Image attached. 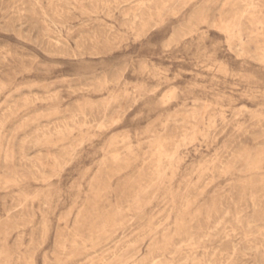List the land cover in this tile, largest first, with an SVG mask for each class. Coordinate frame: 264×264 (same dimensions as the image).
<instances>
[{"label":"rangeland","instance_id":"374dc122","mask_svg":"<svg viewBox=\"0 0 264 264\" xmlns=\"http://www.w3.org/2000/svg\"><path fill=\"white\" fill-rule=\"evenodd\" d=\"M91 2L0 0V264H211L228 242L264 264V36L213 26L231 0H177L146 29L124 16L139 0Z\"/></svg>","mask_w":264,"mask_h":264},{"label":"bare ground","instance_id":"6f19581e","mask_svg":"<svg viewBox=\"0 0 264 264\" xmlns=\"http://www.w3.org/2000/svg\"><path fill=\"white\" fill-rule=\"evenodd\" d=\"M63 1V0H62ZM88 1V0H87ZM93 1L94 0H92V2L91 3H93ZM96 2H97V5H98V3L99 4H101V3H103V4H107L108 2H109V0H95ZM113 1H115V2H118V0H113ZM175 1H177V0H139V4L137 5V7L136 8H132L131 6H129L130 8L128 9V10H125V13H124V16L125 17H132V20H131V24H132V27H135V28H137L138 26H140L141 28H143V29H146L150 24H154L156 27L157 26H160V25H163V24H165V21H166V13L168 12V11H170L171 10V4L173 3V2H175ZM182 1V0H181ZM190 3H193V2H195L196 0H188ZM51 2V1H50ZM67 2V1H66ZM75 2V1H74ZM73 2V3H74ZM90 2V1H89ZM123 2V1H122ZM188 2V3H189ZM208 2V1H207ZM114 3V2H113ZM187 3V4H188ZM231 4H233V8H231L230 10H228V12L225 14V15H222V16H220V18L217 20V21H215L214 23H213V26H215V27H217L218 29H219V31L220 32H222V33H224L225 34V36H226V39L230 42L231 40H233V39H235V38H238V37H240L241 35H243V34H246L247 35V37L250 39V38H252V40H253V38L255 39V40H257V39H261L262 38V36H264V0H231V2H230ZM31 4V3H30ZM35 4V3H34ZM70 4V3H69ZM76 4V3H75ZM118 4V3H117ZM124 4V3H123ZM134 4V3H133ZM206 4V3H205ZM57 5V4H56ZM71 5H73V4H71ZM77 5V4H76ZM89 5L91 6V4L89 3ZM130 5H132V4H130ZM210 5V4H209ZM52 6V5H51ZM53 6L55 7V5L53 4ZM93 6V5H92ZM188 6V5H187ZM127 6H125L124 8H126ZM134 7V6H133ZM60 8V7H59ZM93 8V7H92ZM102 8V7H101ZM115 8V7H114ZM54 9H56V11H57V8H54ZM53 9V10H54ZM104 9H106V8H104ZM111 9H113V7L111 8ZM21 10V9H20ZM39 10V9H38ZM114 10V9H113ZM26 11V10H25ZM59 11V10H58ZM61 11V10H60ZM64 11V10H63ZM122 11H123V9H122ZM121 11V12H122ZM201 11V10H200ZM86 12V11H85ZM113 12V11H112ZM115 12V11H114ZM202 12V11H201ZM200 12V13H201ZM45 13V12H44ZM52 13V12H51ZM216 13V12H215ZM54 14H56L55 12H54ZM63 14V13H62ZM97 14H98V12H97ZM113 14V13H112ZM60 15V14H59ZM59 15H58V17H59ZM82 15V14H81ZM86 15H88V12H87V14ZM106 15V14H105ZM54 16V15H53ZM57 16V15H56ZM84 16V15H83ZM120 16V15H119ZM11 17V16H10ZM73 17V16H72ZM193 17H195V16H193ZM46 18H47V16H46ZM56 18V17H55ZM66 18H69V17H66ZM109 18H111V17H109ZM25 19V18H24ZM50 19V18H49ZM62 19V18H61ZM70 19V18H69ZM72 19V18H71ZM56 20H57V18H56ZM128 20V19H127ZM18 21V20H17ZM45 21V20H44ZM50 21V20H49ZM58 21V20H57ZM56 21V22H57ZM64 21V20H63ZM95 21V20H94ZM47 22H48V19H47ZM47 22H46V24H47ZM58 22H60V21H58ZM91 22V21H90ZM124 22H125V24H126V20H124ZM49 23H51V22H49ZM71 23V22H70ZM19 24V23H18ZM45 24V23H44ZM84 24V23H83ZM54 25V24H53ZM45 26V25H44ZM52 26V25H51ZM55 26V25H54ZM54 26H53V28H54ZM184 26V25H183ZM45 27H47V26H45ZM82 27V26H81ZM108 27V26H107ZM122 26H120V28H121ZM57 28V27H56ZM74 28V27H73ZM182 28V27H181ZM13 29V28H12ZM43 29V28H42ZM58 29V28H57ZM67 29V28H66ZM70 29V28H69ZM95 29H97V28H95ZM94 29V30H95ZM99 29H101V28H99ZM44 30H45V28H44ZM49 30V29H48ZM74 30V29H73ZM103 30V29H102ZM186 30V29H185ZM51 30H49V32H50ZM54 31V30H53ZM52 31V32H53ZM181 31V30H180ZM179 32V31H178ZM182 32V31H181ZM99 33V32H98ZM115 33H117V32H115ZM175 33H177L176 31H175ZM57 34V33H56ZM72 34V33H71ZM86 34V33H85ZM119 34V33H118ZM179 34H180V32H179ZM182 34V33H181ZM45 35V34H44ZM47 35V34H46ZM51 35V34H50ZM69 35H70V33H69ZM95 35V34H94ZM83 36V35H82ZM86 36V35H85ZM90 36V35H89ZM92 36V35H91ZM101 36V35H100ZM121 36V35H120ZM19 37V36H18ZM46 37V36H45ZM51 37V36H50ZM84 37V36H83ZM103 37H104V35H103ZM111 37L112 36H110V39H111ZM113 37H115V36H113ZM246 37V38H247ZM60 38H62L61 36H60ZM81 38V37H80ZM96 38H98V36L96 37ZM105 38V37H104ZM109 38V37H108ZM118 38V37H117ZM178 38V37H177ZM54 39V38H53ZM57 39V38H56ZM82 39V38H81ZM84 39V38H83ZM87 39H89V38H87ZM60 40V39H59ZM62 40V39H61ZM61 40H60V42H61ZM63 40H65V39H63ZM94 40H95V38H94ZM112 40V39H111ZM262 40V39H261ZM79 41V40H78ZM91 41V40H90ZM240 41V40H239ZM247 41V40H246ZM53 42V41H52ZM83 42V41H82ZM97 42V41H96ZM104 42V41H103ZM253 42H255V41H253ZM54 43V42H53ZM78 43H80V42H78ZM94 43V42H93ZM231 43V42H230ZM252 43V42H251ZM250 43V44H251ZM263 45H262V49L264 50V41L263 42H261ZM260 43V44H261ZM64 44V43H63ZM66 44V43H65ZM68 44V43H67ZM246 44H247V42H246ZM250 44H248V45H250ZM57 45V44H56ZM79 45V44H78ZM242 45V44H241ZM252 45H254V44H252ZM58 46H59V43H58ZM64 46V45H63ZM66 47V46H65ZM90 47V46H89ZM247 47V46H246ZM56 48V47H55ZM69 48V47H68ZM71 48V47H70ZM57 49V48H56ZM60 49V48H59ZM64 49H66V48H64ZM247 49V48H246ZM242 50H245V49H242ZM245 51H247V53H248V50H245ZM244 51V52H245ZM255 51V50H254ZM260 51H261V49H260ZM56 52H59V51H56ZM64 52V51H63ZM62 52V53H63ZM65 53V52H64ZM262 53H264V52H262ZM55 54V53H54ZM245 55V54H244ZM247 55H249V53L247 54ZM255 55V54H254ZM261 55V54H260ZM250 56V55H249ZM259 56V55H258ZM258 56H257V58H258ZM73 57V56H72ZM255 60V59H254ZM257 61H258V59H256ZM261 62V61H260ZM4 73V72H3ZM6 76V75H5ZM116 81H117V79H116ZM108 83V82H107ZM85 87V86H84ZM8 89V85H6V84H4V83H2L1 81H0V93H2V92H4L5 90H7ZM54 95V94H53ZM61 95V94H60ZM64 95V94H63ZM59 96V95H58ZM41 97H43V96H41ZM45 97H48L47 99L48 100H51V101H53V98L54 99H56V95L55 96H51V94H50V96H45ZM36 98V100L38 101V100H41V101H46L47 99L46 98ZM60 98H61V96H59ZM58 97V98H59ZM57 98V99H58ZM111 98V97H110ZM23 99H25V98H23ZM30 100L32 101V99H29V98H27V99H25L24 100V104H27V103H29L30 102ZM36 100L34 101V102H36ZM111 100L112 99H110V100H108V102L105 104L104 103V106L107 108L109 105H110V103H111ZM16 101V100H15ZM18 101V100H17ZM22 101V100H21ZM33 103V102H32ZM12 104V103H11ZM10 105V104H9ZM22 105H23V103H22ZM101 105V104H100ZM11 106V105H10ZM13 106V105H12ZM11 106V107H12ZM10 107V108H11ZM17 106H15V108H16ZM13 108V107H12ZM7 109H8V107H7ZM104 109V108H103ZM9 110V109H8ZM4 111V110H3ZM5 111H7V110H5ZM4 111V112H5ZM75 111V110H74ZM96 111V110H95ZM97 111H98V108H97ZM107 111V110H106ZM78 112V111H77ZM2 113V112H1ZM8 113V112H7ZM12 113V112H11ZM5 115V114H4ZM31 115V114H30ZM77 115V114H76ZM81 115V114H80ZM79 115V116H80ZM101 115V114H100ZM1 116V115H0ZM75 116V115H74ZM90 116V115H89ZM99 116V115H98ZM97 116V117H98ZM9 117V116H8ZM8 117H6L4 120H2L1 121V123H0V125L1 126H3L4 125V123H5V121H7L6 119L8 118ZM68 117H69V115H68ZM71 117H73V116H71ZM75 118V117H74ZM93 118V117H92ZM92 118H90V119H92ZM101 118V117H100ZM9 119V118H8ZM28 119H30V118H28ZM80 119V118H79ZM83 119H85V118H83ZM95 120H96V117H95ZM65 121V120H64ZM68 121V120H67ZM89 121V120H88ZM93 121V120H92ZM62 122V121H61ZM74 125H76V126H78V127H80V128H82L83 126H87L88 125V123H85V124H81L80 122H79V120L77 119H73L72 121H71ZM259 122V121H258ZM68 123H70V122H66V123H64L63 122V124H65L64 125V128L63 129H61L60 127L59 128H57L56 129V133H62V132H65V131H67V132H69V130H73V128L70 126V124H68ZM82 123H83V121H82ZM51 124V123H50ZM53 124V123H52ZM51 124V125H52ZM57 124V123H56ZM60 124V123H59ZM62 125V124H61ZM73 125V126H74ZM50 125L48 124V127H49ZM59 126V125H58ZM101 126H103V125H101ZM18 127V126H17ZM46 127V126H45ZM42 128H43V126H42ZM249 128H251V127H249ZM248 128V129H249ZM17 129V128H16ZM44 129V128H43ZM54 129V128H53ZM77 129V128H76ZM75 129V130H76ZM197 129V128H196ZM1 130V129H0ZM40 130V129H39ZM38 130V131H39ZM42 130V129H41ZM46 130V129H45ZM48 130V129H47ZM50 130V129H49ZM195 130V129H194ZM198 130V129H197ZM36 131H37V129H36ZM52 131V130H51ZM50 131V132H51ZM78 131H79V128H78ZM1 132V131H0ZM40 132V131H39ZM47 132V131H46ZM70 132H72V131H70ZM247 132V131H246ZM245 132V133H246ZM250 132H252V131H250ZM33 133V132H32ZM38 133V132H37ZM43 133V132H42ZM53 132H51L50 134H52ZM195 131H192L191 133H189V135L186 137V140H188V141H193V139H194V136H195V134H198L197 132L195 133ZM244 133V134H245ZM29 134V133H28ZM243 134V135H244ZM0 135H1V133H0ZM36 135V134H35ZM44 135V134H43ZM49 135V134H48ZM62 135H65V134H62ZM247 135V134H246ZM249 135H250V133H249ZM252 135V134H251ZM32 136V135H31ZM30 136V137H31ZM40 136V135H39ZM46 135H44L43 137H45ZM172 136V135H171ZM179 136H181V135H179ZM37 136H35V138H36ZM61 137V136H60ZM173 137V136H172ZM177 137V136H176ZM242 137V136H241ZM245 137V136H244ZM252 137H253V135H252ZM26 138H27V136H26ZM40 138V137H39ZM46 138V137H45ZM180 138V137H179ZM178 138V139H179ZM196 138V137H195ZM249 138V137H248ZM247 138V139H248ZM21 139H22V137H21ZM28 139V138H27ZM178 139L176 138V140H177V142H178ZM182 139V138H181ZM244 139V138H243ZM246 139V140H247ZM32 140V139H31ZM175 140V139H174ZM173 140V141H174ZM195 140V139H194ZM237 140H239L238 138H237ZM19 141V140H18ZM25 141V140H24ZM23 142V141H22ZM26 142H27V140H26ZM25 142V143H26ZM158 142V141H157ZM174 142H176V141H174ZM173 142V143H174ZM234 142V141H233ZM232 142V145L234 144ZM241 142V141H240ZM247 142V141H246ZM150 143V142H149ZM163 143V142H162ZM165 143V142H164ZM163 143V144H164ZM9 144V143H8ZM23 144V143H22ZM29 144V143H28ZM150 144H152V142L150 143ZM150 144H147V145H149L150 146ZM171 144V143H170ZM169 144V145H170ZM174 144H176V143H174ZM236 144V143H235ZM234 144V145H235ZM240 144V143H239ZM239 144H236V146L237 145H239ZM244 144V143H243ZM20 145V144H19ZM146 145V146H147ZM153 145V144H152ZM167 145V144H166ZM166 145H164V148L165 149H163V151L164 150H167L166 148L168 147H165ZM172 145V144H171ZM170 145V146H171ZM179 145V147H181V145L182 144H178ZM232 145H230V146H232ZM233 145V146H234ZM17 146V145H16ZM21 146H23V145H21ZM157 146V145H156ZM235 146V147H236ZM241 146V145H240ZM239 146V147H240ZM48 147V146H47ZM155 147V146H154ZM162 147H163V145H162ZM172 148L173 147H175V145L174 146H171ZM238 147V146H237ZM119 148V147H118ZM144 148H146V147H144ZM147 148H149L148 146H147ZM160 148H161V146H160ZM170 148V147H169ZM168 148V149H169ZM152 149V148H151ZM158 149V148H157ZM230 149V148H229ZM237 149V148H236ZM146 150H148V149H146ZM156 150V149H155ZM235 150V149H234ZM234 150H233V152H234ZM24 151V150H23ZM49 151V150H48ZM152 151V150H151ZM154 151V150H153ZM160 151V150H159ZM169 151V150H168ZM174 151V150H173ZM155 152V151H154ZM231 152V151H230ZM62 153V152H61ZM160 153V152H159ZM159 153H157L158 155H159ZM165 153V152H164ZM172 153V152H171ZM232 153V152H231ZM47 154V153H46ZM55 154V153H54ZM150 154V153H149ZM156 154V155H157ZM61 155V154H60ZM112 155H114V154H112ZM20 156H21V158L23 157V158H25V155H21V153H20ZM154 156V155H153ZM163 156V155H162ZM222 156H224V155H222ZM150 157H152V156H150ZM159 157V156H158ZM231 156H230V154H229V158H230ZM20 158V159H21ZM155 158V157H154ZM37 159V158H36ZM69 159V158H68ZM115 159V158H114ZM113 159V160H114ZM153 158H151V160H152ZM56 160V159H55ZM59 160V159H58ZM149 160V159H148ZM155 160V159H154ZM22 161V160H21ZM25 161H28V160H26L25 159ZM24 161V162H25ZM44 161V160H43ZM137 161V160H136ZM171 161H174V157H171ZM231 161V160H230ZM18 162V161H17ZM23 162V161H22ZM116 162V161H115ZM135 162V161H134ZM224 162V161H223ZM4 163V162H3ZM27 163V162H26ZM25 163V164H26ZM29 163V162H28ZM32 163V162H31ZM31 163H29V165L31 164ZM33 163H34V161H33ZM32 163V164H33ZM36 163V162H35ZM112 163V162H111ZM38 164V163H37ZM108 164V163H107ZM110 164V163H109ZM114 164V163H113ZM112 164V165H113ZM19 165V164H18ZM27 165V164H26ZM112 165H110V166H112ZM115 165H116V163H115ZM34 166V165H33ZM36 166V165H35ZM220 166V165H219ZM38 167V166H37ZM107 167H108V165H107ZM121 167V166H120ZM19 168V167H18ZM27 168V167H26ZM212 168L213 167H211V168H209V170L211 171V173H214L215 172V169H213L212 170ZM221 168V167H220ZM34 169V168H33ZM115 170H116V168H114ZM251 169H253V170H256L257 172V174L259 173L258 171H259V169L258 168H255V167H251ZM36 170V169H35ZM145 170H147V169H145ZM219 170H221V169H219ZM60 171V170H59ZM147 171H149V170H147ZM146 171V172H147ZM15 172V171H14ZM151 172V171H150ZM36 173H37V171H36ZM43 173V172H42ZM55 173V172H54ZM105 173H107V172H105ZM140 173V172H139ZM217 173V172H216ZM9 174V173H8ZM14 174V173H13ZM35 174V173H34ZM47 174V173H46ZM262 174V173H261ZM17 175V174H16ZM15 175V176H16ZM25 175V174H24ZM31 175V174H30ZM30 175H27V176H25V178H27L28 176H30ZM37 175V174H36ZM152 175V174H151ZM51 176H53V175H51ZM144 176V175H143ZM157 176L159 177V183H160V181L163 179V176H164V174H163V172H161V170L158 168L157 169ZM17 177V176H16ZM20 176H18V179H20L19 178ZM22 177H24V176H22ZM37 177H38V175H37ZM42 177V176H41ZM48 177V176H47ZM148 177H151L150 175L148 176ZM211 177V176H210ZM209 177V178H210ZM10 178V177H9ZM14 178V177H13ZM39 178V177H38ZM145 178H147V177H145ZM255 178V177H254ZM253 178V179H254ZM17 179V180H18ZM40 179H43V178H40ZM102 179V178H101ZM106 179V178H105ZM144 179V178H143ZM153 179V178H152ZM261 179V178H260ZM3 180V179H2ZM15 180V179H14ZM24 180V179H23ZM151 180V179H150ZM207 180V179H206ZM103 181H104V183H105V181L106 180H104V178H103ZM112 181V180H111ZM143 181V180H142ZM255 181V180H254ZM34 182V181H33ZM110 182V181H109ZM206 182V181H205ZM103 183V182H102ZM106 183H107V181H106ZM6 184V183H5ZM101 184V183H100ZM146 184H147V181H146ZM145 184V185H146ZM2 185V184H1ZM145 185H143V187L145 186ZM204 185V184H203ZM236 185H239V184H236ZM242 185V184H241ZM102 186V185H101ZM1 187V186H0ZM99 187V186H98ZM107 187V186H106ZM238 187V186H237ZM240 187V186H239ZM4 188V187H3ZM101 188V187H100ZM201 188V187H200ZM245 188H247V187H245ZM104 189V191L106 190V188H103ZM102 189V190H103ZM199 189V188H198ZM240 189H241V187H240ZM256 190L258 191V193L259 194H261V196H264V180L263 179H261V183H260V185H259V187L257 188V189H255V187H254V190L253 191H255L256 192ZM101 191V190H100ZM238 191V190H237ZM241 191V190H240ZM102 192V191H101ZM191 192V191H190ZM239 192V191H238ZM243 192V191H242ZM103 193V192H102ZM101 193V194H102ZM138 192H136V193H133V195L134 194H137ZM194 193V192H193ZM232 193H234L233 191H232ZM237 193V192H236ZM240 193V192H239ZM195 194V193H194ZM138 195V194H137ZM232 195V194H231ZM237 195V194H236ZM251 195V194H250ZM241 196H242V194H241ZM260 196V197H261ZM188 197V196H187ZM189 197H191V196H189ZM137 198H138V196H137ZM236 198H237V196H236ZM262 198H264V197H262ZM31 199V198H30ZM239 199V198H238ZM259 199V198H258ZM240 200V199H239ZM31 201V200H30ZM132 200H130V202H131ZM136 202H138V203H140L141 202V200H135ZM254 201V200H253ZM186 202V201H185ZM230 202V201H229ZM259 202H261V201H259ZM96 203V202H95ZM241 203V204H240ZM100 204V203H99ZM224 204V203H223ZM244 204L245 203H243V202H237V200L235 201V206H237V207H239V206H241V207H243L244 206ZM230 205V204H229ZM258 205V204H257ZM256 206V205H255ZM183 208V207H182ZM240 208V207H239ZM236 209V208H235ZM259 210V209H258ZM19 212V211H18ZM43 212V211H42ZM180 212V211H179ZM239 212H240V210H239ZM167 215V214H166ZM165 215V216H166ZM43 216V215H42ZM8 217V216H7ZM233 217V216H232ZM19 218V217H18ZM31 218V217H30ZM165 218V217H164ZM23 219V218H22ZM170 219V217H168L167 216V218H165L164 219V221L166 220V221H168ZM239 219V218H238ZM31 220V219H30ZM207 220V219H206ZM212 218L211 217H209L208 218V224H207V230H209L208 232L209 233H206L205 232V235L206 236H211L212 235V230L215 228L214 226H212V227H210L211 226V224H212ZM163 220H161L158 224H157V228L156 229H154L155 231H157V230H159V227H163V228H166V226L167 225H164L163 224V222H164ZM238 221H240V220H238ZM248 222V221H247ZM44 223V222H43ZM94 223V222H93ZM111 223V222H110ZM249 223V222H248ZM237 224V223H236ZM195 225V224H194ZM249 225V224H248ZM104 226H106L105 224H104ZM264 226V225H263ZM262 226V227H263ZM216 227H219V225L218 226H216ZM235 227V226H234ZM246 227H247V225H246ZM240 227H238V229H239ZM228 229L229 228H226L225 229V234L227 233V231H228ZM237 229V230H238ZM250 229V228H249ZM252 229V228H251ZM206 230V229H205ZM242 230H243V228H242ZM257 231V230H256ZM175 232V231H174ZM196 232V231H195ZM229 232H236V230L234 229V228H232L231 229V231H228V233ZM6 233V232H5ZM176 234V237L178 238V237H180V236H182L183 234H182V232L180 231V230H176V232H175ZM193 233H194V231H193ZM195 234V233H194ZM225 234H223L224 236H225ZM239 234V233H238ZM242 234V232L240 233V235ZM260 234H262V233H259L258 235H260ZM87 235V234H86ZM229 235V234H228ZM244 235V234H243ZM257 235V236H258ZM76 236V235H75ZM249 236V235H248ZM253 236V235H252ZM256 236V235H255ZM71 237V236H70ZM246 237V236H245ZM250 237V236H249ZM46 238V237H45ZM78 238H80L79 236H78ZM89 238V237H88ZM223 238V237H222ZM73 239V238H72ZM87 239V238H86ZM198 239V235H197V238H196V240ZM223 239H225V238H223ZM70 240V239H69ZM180 240V239H179ZM247 240V239H246ZM255 240V239H254ZM210 241V240H209ZM208 241V242H209ZM214 241V240H213ZM217 241V240H216ZM215 241V242H216ZM223 241V240H222ZM244 241V243H245V239L243 240ZM249 241V240H248ZM136 242V241H135ZM79 243V242H78ZM81 243V242H80ZM174 243V241L172 242V244ZM197 243V242H196ZM214 243V242H213ZM253 243H254V241H253ZM256 243V242H255ZM17 244V243H16ZM62 244H64V243H62ZM178 244V243H177ZM180 244V243H179ZM194 244V243H193ZM228 244L229 245H225V246H227L226 248H225V252L226 253H221V257H220V259H219V262H218V260H216V261H213V262H211V264H232L229 260H235L234 258L236 257V254H237V252H238V250L240 249L239 247V249L237 250V248H236V246L234 245L233 246V244H232V242H228ZM232 244V245H231ZM248 244V243H247ZM246 244V245H247ZM251 244V243H250ZM22 245V244H21ZM31 245H33V244H31ZM70 245V244H69ZM258 245V244H257ZM225 246H223V247H225ZM250 246V245H249ZM249 246H247L248 247V250H249ZM256 246V245H255ZM253 247V246H252ZM20 248V247H19ZM31 248V247H30ZM59 248V247H58ZM160 248V247H159ZM246 248V247H245ZM260 248V247H259ZM261 248H262V246H261ZM123 249V248H122ZM254 249V248H253ZM256 249H258V248H256ZM20 250V249H19ZM186 250V249H185ZM191 250H193V249H191ZM213 250V248H211V250L210 251H212ZM223 250V249H222ZM247 250V249H246ZM264 250V249H263ZM171 251V250H170ZM250 251V250H249ZM158 252V251H157ZM160 252V251H159ZM240 252V251H239ZM238 252V253H239ZM262 252V251H261ZM160 253H162V252H160ZM195 253V252H194ZM193 253V254H194ZM196 253H198V252H196ZM195 253V254H196ZM213 253V252H212ZM217 253V252H216ZM168 254V253H167ZM184 254V253H183ZM187 254H189V252L187 253ZM193 254H190V256L189 257H191V259H193L195 256L193 255ZM219 254V253H218ZM7 255V254H6ZM29 255H31V254H29ZM33 255H34V253H33ZM170 255H172V254H170ZM207 255V254H206ZM205 255V256H206ZM164 256V255H163ZM163 256H161V257H163ZM185 256V255H184ZM218 256V255H217ZM152 257V256H151ZM17 258V257H16ZM156 258H158V257H156ZM205 258H209V257H205ZM240 258V257H239ZM3 259V258H2ZM4 259H6V257H4ZM183 259V258H182ZM215 259V258H214ZM217 259V258H216ZM45 260V259H44ZM106 260L107 259H105V258H101L100 259V261H101V264H106ZM184 260H185V258H184ZM183 261V260H182ZM207 261V260H206ZM32 262V261H31ZM49 262V261H48ZM47 262V263H48ZM208 262V261H207ZM230 262V263H229ZM178 263V262H177ZM239 263V262H238ZM97 264V263H96ZM200 264V263H199ZM204 264V263H203ZM208 264H209V262H208Z\"/></svg>","mask_w":264,"mask_h":264}]
</instances>
